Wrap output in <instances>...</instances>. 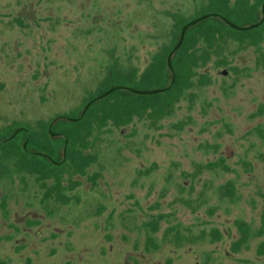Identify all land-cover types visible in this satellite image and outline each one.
Instances as JSON below:
<instances>
[{
  "label": "rangeland",
  "instance_id": "obj_1",
  "mask_svg": "<svg viewBox=\"0 0 264 264\" xmlns=\"http://www.w3.org/2000/svg\"><path fill=\"white\" fill-rule=\"evenodd\" d=\"M207 1L0 0V126L74 108L111 54L142 70ZM192 48L209 58L171 112L107 123L84 173L0 178V264H264V38Z\"/></svg>",
  "mask_w": 264,
  "mask_h": 264
},
{
  "label": "trees",
  "instance_id": "obj_2",
  "mask_svg": "<svg viewBox=\"0 0 264 264\" xmlns=\"http://www.w3.org/2000/svg\"><path fill=\"white\" fill-rule=\"evenodd\" d=\"M198 10L187 16L173 15L168 42L142 70L125 66L120 55L111 54L104 61V77L74 108L36 125L18 120L1 125L0 178L13 170L35 173L40 180H59L68 169L84 173L94 162L86 152L89 138L107 123L120 126L135 114L159 118L171 112L194 84L195 67L209 58L208 50L197 54L192 48L197 41L205 38L212 42L227 36L255 44L264 38V0H208ZM205 81L201 75L199 82ZM261 220L255 234L264 231V212ZM236 223L241 235L233 242L234 249L250 231L245 222ZM263 251L261 243L259 252Z\"/></svg>",
  "mask_w": 264,
  "mask_h": 264
},
{
  "label": "flooded vegetation",
  "instance_id": "obj_3",
  "mask_svg": "<svg viewBox=\"0 0 264 264\" xmlns=\"http://www.w3.org/2000/svg\"><path fill=\"white\" fill-rule=\"evenodd\" d=\"M223 72H225V70H224ZM259 110L264 112V106L261 105V106L259 107Z\"/></svg>",
  "mask_w": 264,
  "mask_h": 264
}]
</instances>
